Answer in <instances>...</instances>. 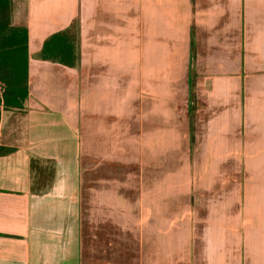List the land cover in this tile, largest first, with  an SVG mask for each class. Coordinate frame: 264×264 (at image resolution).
Wrapping results in <instances>:
<instances>
[{
    "label": "crops",
    "instance_id": "crops-1",
    "mask_svg": "<svg viewBox=\"0 0 264 264\" xmlns=\"http://www.w3.org/2000/svg\"><path fill=\"white\" fill-rule=\"evenodd\" d=\"M15 2L28 98L23 141L0 142V264H264V0ZM70 28L76 65L41 60ZM32 157L54 168L41 193Z\"/></svg>",
    "mask_w": 264,
    "mask_h": 264
},
{
    "label": "trees",
    "instance_id": "trees-1",
    "mask_svg": "<svg viewBox=\"0 0 264 264\" xmlns=\"http://www.w3.org/2000/svg\"><path fill=\"white\" fill-rule=\"evenodd\" d=\"M12 0H0V109L22 110L28 98V46L25 24L15 23ZM41 60L74 67L78 60L76 31L73 28L49 36L38 55ZM13 148L0 145V156ZM49 164L50 166H46ZM31 191L47 190L53 179L52 163L30 158Z\"/></svg>",
    "mask_w": 264,
    "mask_h": 264
},
{
    "label": "rangeland",
    "instance_id": "rangeland-1",
    "mask_svg": "<svg viewBox=\"0 0 264 264\" xmlns=\"http://www.w3.org/2000/svg\"><path fill=\"white\" fill-rule=\"evenodd\" d=\"M13 1V8L15 11L16 2ZM23 112L20 110L2 111L0 109V142L18 145L23 141L25 131V120ZM11 132L10 134H8ZM50 166L49 164L46 165Z\"/></svg>",
    "mask_w": 264,
    "mask_h": 264
}]
</instances>
